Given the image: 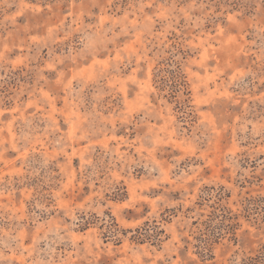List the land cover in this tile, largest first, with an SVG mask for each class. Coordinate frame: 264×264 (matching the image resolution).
<instances>
[{"label":"rangeland","instance_id":"rangeland-1","mask_svg":"<svg viewBox=\"0 0 264 264\" xmlns=\"http://www.w3.org/2000/svg\"><path fill=\"white\" fill-rule=\"evenodd\" d=\"M0 264H264V0H0Z\"/></svg>","mask_w":264,"mask_h":264},{"label":"trees","instance_id":"trees-1","mask_svg":"<svg viewBox=\"0 0 264 264\" xmlns=\"http://www.w3.org/2000/svg\"><path fill=\"white\" fill-rule=\"evenodd\" d=\"M173 76L179 78L183 82V85L186 84L185 80H184V74L181 72L180 69L178 71H176V72H173Z\"/></svg>","mask_w":264,"mask_h":264}]
</instances>
